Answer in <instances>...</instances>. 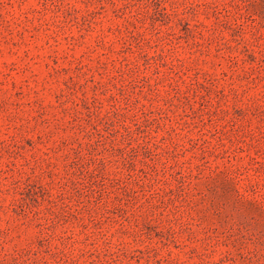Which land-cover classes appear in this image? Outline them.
Instances as JSON below:
<instances>
[{"label":"rangeland","instance_id":"1","mask_svg":"<svg viewBox=\"0 0 264 264\" xmlns=\"http://www.w3.org/2000/svg\"><path fill=\"white\" fill-rule=\"evenodd\" d=\"M0 264H264V0H0Z\"/></svg>","mask_w":264,"mask_h":264}]
</instances>
